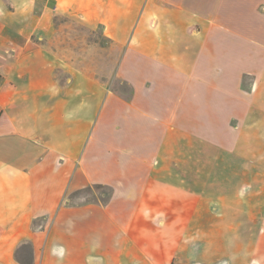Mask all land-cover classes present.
<instances>
[{
    "label": "crops",
    "instance_id": "obj_1",
    "mask_svg": "<svg viewBox=\"0 0 264 264\" xmlns=\"http://www.w3.org/2000/svg\"><path fill=\"white\" fill-rule=\"evenodd\" d=\"M0 264H264V0H0Z\"/></svg>",
    "mask_w": 264,
    "mask_h": 264
},
{
    "label": "clouds",
    "instance_id": "obj_2",
    "mask_svg": "<svg viewBox=\"0 0 264 264\" xmlns=\"http://www.w3.org/2000/svg\"><path fill=\"white\" fill-rule=\"evenodd\" d=\"M55 251V250H54Z\"/></svg>",
    "mask_w": 264,
    "mask_h": 264
},
{
    "label": "rangeland",
    "instance_id": "obj_3",
    "mask_svg": "<svg viewBox=\"0 0 264 264\" xmlns=\"http://www.w3.org/2000/svg\"><path fill=\"white\" fill-rule=\"evenodd\" d=\"M98 36V35H97Z\"/></svg>",
    "mask_w": 264,
    "mask_h": 264
}]
</instances>
